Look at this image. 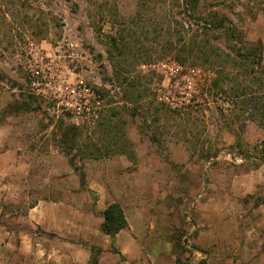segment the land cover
<instances>
[{"label": "rangeland", "instance_id": "rangeland-1", "mask_svg": "<svg viewBox=\"0 0 264 264\" xmlns=\"http://www.w3.org/2000/svg\"><path fill=\"white\" fill-rule=\"evenodd\" d=\"M163 1L133 23L139 0H0V148L18 150L21 171H64L70 163L57 128L62 122L78 127L84 146L72 156L86 186L136 174L127 199L143 200L159 230L169 223L167 210L178 224L174 250L182 263L205 264L196 262L192 244L196 210L216 197L231 218L253 217L264 201V131L254 122L243 127L225 94L208 91L191 73V54L170 50V42L181 47L191 4ZM198 12L224 16L264 50V0H200ZM123 31L127 52H117L113 63L110 42ZM117 136L118 143L132 142L135 158L115 154ZM93 144L102 159L89 157ZM26 193L13 207L20 208L16 215L37 200Z\"/></svg>", "mask_w": 264, "mask_h": 264}, {"label": "crops", "instance_id": "crops-1", "mask_svg": "<svg viewBox=\"0 0 264 264\" xmlns=\"http://www.w3.org/2000/svg\"><path fill=\"white\" fill-rule=\"evenodd\" d=\"M20 158L11 146L0 148V264H92V247L102 250L94 264H176L181 259L173 242L178 224L172 222L167 210L169 223L159 230L147 219L143 200L127 199L136 174L125 172L83 187L70 164L58 172L21 171L17 165ZM35 178L42 180L41 186L33 184ZM258 184L261 182L255 187ZM27 191L37 200L24 215H16L20 208L13 207L22 202ZM215 199L196 210L192 240L196 262L264 264V213L258 211L264 205L253 209V217L233 219L228 204L221 207ZM115 203L122 206L128 227L112 238L102 231V213ZM21 225H27L28 230Z\"/></svg>", "mask_w": 264, "mask_h": 264}, {"label": "trees", "instance_id": "trees-1", "mask_svg": "<svg viewBox=\"0 0 264 264\" xmlns=\"http://www.w3.org/2000/svg\"><path fill=\"white\" fill-rule=\"evenodd\" d=\"M156 1L160 0H139L138 10L132 22H142L150 5ZM199 2L200 0H183L185 7H189L191 4V15L187 16L191 25L186 30L184 29L180 36L182 38L180 49L172 48L176 45L170 42V46H172L170 50L191 54V73L200 77L199 81L206 82L204 86L207 87V90L225 94L226 103L239 111L237 118L242 116L243 127L248 122H254L264 131V50L262 43H249L243 32L218 13H214L210 19L198 15ZM124 24L127 23L124 22ZM125 33L123 31L119 36L117 35V38L111 39L109 56L113 63L117 60L113 57L117 52H127V45L124 43L126 41ZM221 40H224V46L219 43ZM214 41L218 43L215 44ZM176 60L180 61V58L177 57ZM24 106L28 111L36 110L32 105L25 104ZM220 110H223V107ZM222 115H224V110ZM111 123L108 120L106 126L109 129L112 128ZM116 126L117 123L113 124L116 132H119V128ZM57 131L59 132V145L71 167L79 173L81 184L85 187L86 174L76 168L75 157L72 156L73 152L78 149L81 151L80 147L84 146L79 145L81 131L78 127L68 126L63 122ZM123 136L125 137V135ZM115 138H117L113 144L115 154L127 156L128 159L136 157L131 149L133 144L129 139L118 143L120 136ZM91 146L93 149L89 151V157L102 159L97 144ZM208 153L210 154V151ZM260 166V164L256 165V167ZM260 204H264V201ZM102 217L104 218L102 231L112 238L128 227L124 210L119 203L112 204L102 213ZM173 240L175 242L178 239L173 238ZM92 251L91 263L94 264L97 263L96 257L102 250L92 247ZM176 264H183L182 260L178 258Z\"/></svg>", "mask_w": 264, "mask_h": 264}, {"label": "built area", "instance_id": "built-area-1", "mask_svg": "<svg viewBox=\"0 0 264 264\" xmlns=\"http://www.w3.org/2000/svg\"><path fill=\"white\" fill-rule=\"evenodd\" d=\"M188 219L190 220L191 219V214H190V212L188 213ZM184 244L186 245V246H188V247H190L191 246V240L188 238V237H185V239H184ZM188 244V245H187Z\"/></svg>", "mask_w": 264, "mask_h": 264}]
</instances>
